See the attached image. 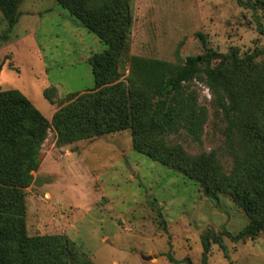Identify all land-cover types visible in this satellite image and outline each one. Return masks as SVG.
Returning a JSON list of instances; mask_svg holds the SVG:
<instances>
[{"label": "rangeland", "instance_id": "rangeland-1", "mask_svg": "<svg viewBox=\"0 0 264 264\" xmlns=\"http://www.w3.org/2000/svg\"><path fill=\"white\" fill-rule=\"evenodd\" d=\"M127 3L131 24L121 80L131 57L180 68L207 50L244 57L264 46L256 29L257 21L264 27V0ZM19 13L10 33L0 13V90L19 91L50 123L68 94L93 88L88 59L105 46L54 0H22ZM255 63L263 64L264 55ZM184 87L205 110L200 142L180 134L166 145L190 157L214 153L228 173L225 124L208 78L200 72ZM38 157L34 181L24 190L28 237L64 236L93 264H200V236L210 229L223 235L226 254L212 243L208 264H264V233L244 242L229 237L248 224L230 197L210 201L197 182L135 151L129 130L59 147L49 128Z\"/></svg>", "mask_w": 264, "mask_h": 264}, {"label": "trees", "instance_id": "trees-1", "mask_svg": "<svg viewBox=\"0 0 264 264\" xmlns=\"http://www.w3.org/2000/svg\"><path fill=\"white\" fill-rule=\"evenodd\" d=\"M21 1L0 0L6 33L18 22ZM54 1L105 49L88 59L93 88L68 94L50 123L19 91L0 90V264H93L64 236L26 234L24 190L34 181L31 173L39 168L38 153L49 128L59 147L129 130L135 151L197 182L210 201L223 194L239 206L248 224L229 236L232 241L255 240L264 233V63H255L264 46L244 57L230 51L214 68L209 65L218 58L210 50L187 57L180 68L131 57L129 74L121 80L119 60L131 24L127 0ZM256 29L264 36L259 21ZM197 37L205 46L204 36ZM200 72L208 78L225 124L228 173L214 153L190 157L165 143L180 134L200 142L205 110L184 87ZM222 236L210 229L200 236V264H208L212 243L226 254Z\"/></svg>", "mask_w": 264, "mask_h": 264}, {"label": "water", "instance_id": "water-1", "mask_svg": "<svg viewBox=\"0 0 264 264\" xmlns=\"http://www.w3.org/2000/svg\"><path fill=\"white\" fill-rule=\"evenodd\" d=\"M216 57H217L218 59H221L222 56H221V55H217Z\"/></svg>", "mask_w": 264, "mask_h": 264}]
</instances>
